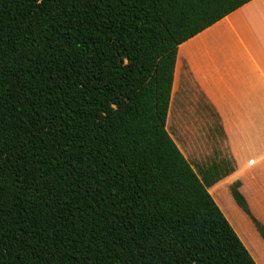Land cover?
I'll return each instance as SVG.
<instances>
[{
  "label": "trees",
  "instance_id": "trees-1",
  "mask_svg": "<svg viewBox=\"0 0 264 264\" xmlns=\"http://www.w3.org/2000/svg\"><path fill=\"white\" fill-rule=\"evenodd\" d=\"M252 0H0V264H256L167 131L179 45Z\"/></svg>",
  "mask_w": 264,
  "mask_h": 264
},
{
  "label": "crops",
  "instance_id": "crops-1",
  "mask_svg": "<svg viewBox=\"0 0 264 264\" xmlns=\"http://www.w3.org/2000/svg\"><path fill=\"white\" fill-rule=\"evenodd\" d=\"M175 100L188 105L189 119L209 123L223 156L212 151L209 164L186 156L168 128ZM166 128L256 264H264V0L179 45Z\"/></svg>",
  "mask_w": 264,
  "mask_h": 264
},
{
  "label": "rangeland",
  "instance_id": "rangeland-1",
  "mask_svg": "<svg viewBox=\"0 0 264 264\" xmlns=\"http://www.w3.org/2000/svg\"><path fill=\"white\" fill-rule=\"evenodd\" d=\"M208 124L205 125L203 120L189 119L187 104L178 103L176 100L173 103L168 121L169 132L181 145L188 158L194 157V159L201 161L203 159L204 164L210 163L211 158H213L212 155H214L212 151H215L217 156H223L217 138L207 133L206 126H209ZM249 164L253 165L254 161H250Z\"/></svg>",
  "mask_w": 264,
  "mask_h": 264
}]
</instances>
